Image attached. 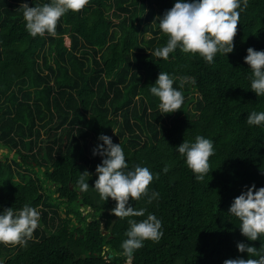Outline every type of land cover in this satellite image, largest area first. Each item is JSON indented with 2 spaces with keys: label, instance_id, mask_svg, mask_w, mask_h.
Listing matches in <instances>:
<instances>
[{
  "label": "trees",
  "instance_id": "1",
  "mask_svg": "<svg viewBox=\"0 0 264 264\" xmlns=\"http://www.w3.org/2000/svg\"><path fill=\"white\" fill-rule=\"evenodd\" d=\"M24 2L50 0H0V149L8 150L0 159V207L29 204L41 218L26 244H0V260L223 264L248 258L238 252L240 241L264 245L247 241L228 214L246 185L264 187V127L246 121L251 111H264V97L251 91L244 63L249 47L264 50V0H247L233 53L211 64L179 48L167 60L154 55L167 40L157 17L175 0H89L61 17L55 36L36 37L25 29ZM161 71L175 87L195 78L181 89V109L167 115L150 93ZM101 133L121 143L129 168L156 174L147 194L129 204L146 210L132 219H161L164 235L131 256L121 248L129 218L112 215L116 202L93 188L102 158L92 150ZM197 135L214 141L204 181L174 149ZM85 171L90 187L80 191L76 182ZM152 192L159 197L150 200Z\"/></svg>",
  "mask_w": 264,
  "mask_h": 264
},
{
  "label": "clouds",
  "instance_id": "2",
  "mask_svg": "<svg viewBox=\"0 0 264 264\" xmlns=\"http://www.w3.org/2000/svg\"><path fill=\"white\" fill-rule=\"evenodd\" d=\"M89 0H50L47 3L29 6L20 5L26 31L33 37L48 34L55 36L58 21L69 11L79 12L88 5ZM247 8V0H175L174 5L157 17L159 28L166 34L163 46L154 50V55L164 60L177 48L185 53L199 55L207 63L215 62L218 54L228 56L234 51V37L237 33L240 14ZM70 41V40H68ZM70 45V43H69ZM244 63L249 66L250 88L257 97H264V50L247 49ZM195 82L194 77L181 78L179 87H175V78L161 71L150 93L158 98L161 114L167 115L180 110L185 97L181 89L186 83ZM249 126L264 127V111H251L246 118ZM184 158L187 167L197 181H204L212 170L209 158L215 154L214 141L203 135H197L194 141L183 140L174 148ZM93 156H100L101 163L96 166L94 189L101 199L111 198L116 202L111 214L117 218H129V225L121 248L128 256L142 248L145 241L158 242L164 235L162 221L155 214L148 213L141 220L133 217H145L146 210L136 209L129 204L147 194L154 174L148 167L136 165L129 168L121 143H114L111 136L99 134L97 144L92 150ZM165 171L167 169L165 168ZM88 171L80 174L76 187L87 191L90 187ZM159 197L152 192L151 199ZM228 214L239 220V230L247 241L264 239V187L255 184L245 186L228 209ZM41 212L37 207L24 204L21 208L0 207V244L24 245L31 239L40 226ZM243 256L229 258L223 264H264V245L259 249L240 241L236 245ZM0 264L4 261L0 260Z\"/></svg>",
  "mask_w": 264,
  "mask_h": 264
},
{
  "label": "rangeland",
  "instance_id": "3",
  "mask_svg": "<svg viewBox=\"0 0 264 264\" xmlns=\"http://www.w3.org/2000/svg\"><path fill=\"white\" fill-rule=\"evenodd\" d=\"M68 45H69V42H68ZM6 152H8V150H5L4 148L0 149V159L3 158V154L6 153ZM13 155H14V153L11 154V156H13ZM82 209L85 210L84 207ZM90 211H91L90 209L86 210L84 215H87ZM108 234H109L108 231H104V235H108Z\"/></svg>",
  "mask_w": 264,
  "mask_h": 264
},
{
  "label": "water",
  "instance_id": "4",
  "mask_svg": "<svg viewBox=\"0 0 264 264\" xmlns=\"http://www.w3.org/2000/svg\"><path fill=\"white\" fill-rule=\"evenodd\" d=\"M70 43V41H68ZM110 257H112V254L110 255Z\"/></svg>",
  "mask_w": 264,
  "mask_h": 264
}]
</instances>
